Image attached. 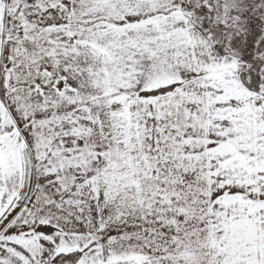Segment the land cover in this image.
<instances>
[{
	"label": "snow or ice",
	"instance_id": "obj_1",
	"mask_svg": "<svg viewBox=\"0 0 264 264\" xmlns=\"http://www.w3.org/2000/svg\"><path fill=\"white\" fill-rule=\"evenodd\" d=\"M0 264H264V0H0Z\"/></svg>",
	"mask_w": 264,
	"mask_h": 264
}]
</instances>
